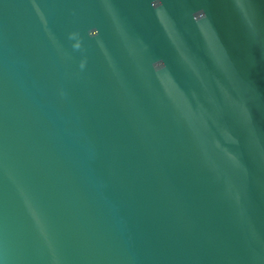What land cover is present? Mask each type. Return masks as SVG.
Masks as SVG:
<instances>
[{
  "label": "water",
  "instance_id": "obj_1",
  "mask_svg": "<svg viewBox=\"0 0 264 264\" xmlns=\"http://www.w3.org/2000/svg\"><path fill=\"white\" fill-rule=\"evenodd\" d=\"M0 264H264V0H0Z\"/></svg>",
  "mask_w": 264,
  "mask_h": 264
}]
</instances>
